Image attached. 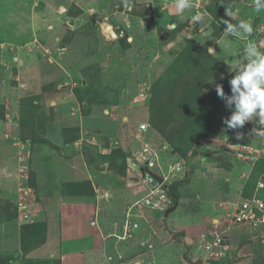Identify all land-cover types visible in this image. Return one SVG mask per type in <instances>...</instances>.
Returning <instances> with one entry per match:
<instances>
[{
  "label": "rangeland",
  "instance_id": "obj_1",
  "mask_svg": "<svg viewBox=\"0 0 264 264\" xmlns=\"http://www.w3.org/2000/svg\"><path fill=\"white\" fill-rule=\"evenodd\" d=\"M203 1L198 10L204 20L195 24L194 0L182 15L176 0H0V124L8 127L1 140L14 147L16 142H57L64 152L72 142L105 145L120 125L119 135L125 134L129 145L136 124L145 122L172 142L197 139L193 154L183 159L187 171L193 170L190 187L203 199L207 180L196 164L200 156L221 167L234 186L244 184L247 166L225 155L223 142H260L264 138L251 130L264 125L255 124L259 117L246 121L236 130L244 138L237 140L223 120L233 110L227 107V96L233 95L229 71L245 59L249 43L264 52V11L257 13L253 0ZM225 19L250 22L252 34L226 35ZM107 24L116 38L111 26L105 30ZM195 52L200 59L187 56L175 65L183 54ZM216 83L223 84L226 97L217 95ZM143 84L150 97L132 103ZM123 117L130 132L121 126ZM115 137V142L122 139ZM13 162L16 176L15 152ZM139 168L136 164L135 172ZM8 203L0 194L5 221L14 220ZM245 231L240 237L241 231L235 233V239L244 240L241 247L231 241L230 264H252L258 239L264 241V230Z\"/></svg>",
  "mask_w": 264,
  "mask_h": 264
},
{
  "label": "crops",
  "instance_id": "obj_2",
  "mask_svg": "<svg viewBox=\"0 0 264 264\" xmlns=\"http://www.w3.org/2000/svg\"><path fill=\"white\" fill-rule=\"evenodd\" d=\"M121 126L125 130L131 128V125ZM116 127L108 145L93 142L96 143L93 146L100 154L99 147L110 149L117 143L115 136H121L119 144L122 142L125 146V167L127 154H137L141 143L158 145L163 142L149 129L145 132L137 130L136 124L134 142L128 145L124 142L125 135H119L123 132L120 125ZM7 128L4 123L3 126L0 124V194L12 203L17 189L13 162L17 148L1 140L4 138L1 137L2 129ZM56 145L60 144L35 142L29 146L27 159L28 184L37 196L40 210L36 221L44 224V240L27 248L31 234L24 233L21 237L20 227L14 220L0 218V264L6 259L9 260L4 264H32L26 260L37 264H130L135 261L141 264H207L203 260L201 238L207 236L210 221L219 217L217 205L239 198L241 182V185L236 183L234 186L235 180L225 176L221 167L209 160L206 162L207 159H199L196 164L204 168L203 176L207 180L206 197L203 199V193L190 187L191 168L186 177V171L177 172L168 177L175 208L168 214L156 210L144 211L142 217L137 218V226L130 237L118 240L113 235L122 234L125 208L145 193L142 184L125 178H136L134 174L143 168L138 165L140 168L137 172L134 170L133 175H119L109 170L106 162L89 165L82 153V145L72 142V146L68 145L64 152ZM178 158L173 150L160 151L159 169L164 171L167 163ZM102 166L104 170L100 171L98 168ZM179 217L186 220L183 222ZM243 231V228L231 231L233 245L238 242L235 233L242 234ZM121 246L123 250L120 251ZM233 261L234 258H231L230 263Z\"/></svg>",
  "mask_w": 264,
  "mask_h": 264
},
{
  "label": "built area",
  "instance_id": "obj_3",
  "mask_svg": "<svg viewBox=\"0 0 264 264\" xmlns=\"http://www.w3.org/2000/svg\"><path fill=\"white\" fill-rule=\"evenodd\" d=\"M203 0H194L196 3V13L199 14ZM145 94V95H144ZM149 93L146 86H140L138 94L134 97L132 103L138 100L148 98ZM148 124L141 122L137 130L145 132ZM225 144V155L236 160L241 165H246V172L242 173L245 180L249 178L250 172L257 162H264V140L260 142H223ZM17 148L16 159L17 166V189L16 197L13 205L16 213V221L18 224L32 223L36 220L40 210L37 196L34 188L28 184L29 166L27 159L29 158V147L27 143L16 142ZM164 149L169 152L172 147L169 143L151 145L146 142L141 143L137 154H127L125 174L133 175L134 166L138 164L143 168L137 174H134L138 183L145 187V193L124 210V219L122 222V234L113 235L118 240H126L130 237L131 232L137 226V218L142 217L146 210H156L165 212L172 204V195L169 191L170 181L168 177H173L177 172H185L188 170L185 166L183 158H178L167 163L165 170L160 168L158 161V153ZM110 149H102L101 153L108 152ZM163 171L164 173L160 172ZM160 177L157 180L150 173ZM245 182V181H244ZM244 185V184H243ZM241 186V190L243 189ZM219 217L211 220L206 235L201 238V247L204 251L203 260L209 261L220 260L228 256L231 250V231L236 228L250 230L259 225H264V170L261 171L257 180L248 195L242 192L236 201L220 203L217 205ZM130 264H141L139 261Z\"/></svg>",
  "mask_w": 264,
  "mask_h": 264
},
{
  "label": "clouds",
  "instance_id": "obj_4",
  "mask_svg": "<svg viewBox=\"0 0 264 264\" xmlns=\"http://www.w3.org/2000/svg\"><path fill=\"white\" fill-rule=\"evenodd\" d=\"M253 2H254L255 11L257 13L264 11V0H253ZM190 7H191V0H176L175 2V9L177 14L179 15H182L184 10ZM227 15L230 16L231 14L227 13ZM203 20H204V16L201 14H197L194 17H192V21L195 24L197 22L200 23ZM223 23L227 25V27L224 28L226 35H232L237 38H242L243 36H250L253 32L251 23L248 21L241 20L238 23L234 24L229 20L225 19L223 20ZM172 27L174 28L175 25H173ZM111 28L115 33L111 37L116 38L118 34L115 32V29L112 26ZM209 52L210 53L215 52V49L213 47H210ZM243 55L245 57V60H247V62L240 65H236L231 71H229V73L234 72V75H231L230 78L228 79V83L230 85L231 92L233 95L227 96V101H228L227 107L232 108L233 110L230 118H225L223 120V124L225 125L226 130L234 131L235 138L237 140L244 138V133L242 131H236V130L242 129L246 121H254L255 117H259L258 120H255V124L264 125V52H261L254 43H249L247 47L244 49ZM223 78L224 76L222 75L221 79ZM215 90L219 97L221 98L226 97L223 84L216 83ZM233 100L235 101L234 106L232 104ZM139 123L137 124V128ZM251 131L255 136L264 138V127L256 126L253 127ZM74 143L77 145H82L83 147V142H74ZM86 143H89L90 145H96V143L93 144V142H86ZM164 143L167 142H161V144ZM117 144L118 142L113 146L111 145L110 150L103 154L109 153L111 149L114 148ZM27 145L28 147L30 146L28 143ZM11 204H13V202ZM14 220L16 224H18L16 221V215ZM26 224H31V223H26ZM18 225H23V224H18ZM262 226L264 225H259L250 230L260 229ZM245 232L246 231H244L243 233ZM242 234L239 235L238 237L242 236ZM232 240L233 238H231V241ZM209 262L207 264H209Z\"/></svg>",
  "mask_w": 264,
  "mask_h": 264
},
{
  "label": "trees",
  "instance_id": "obj_5",
  "mask_svg": "<svg viewBox=\"0 0 264 264\" xmlns=\"http://www.w3.org/2000/svg\"><path fill=\"white\" fill-rule=\"evenodd\" d=\"M79 11L81 12V10H79ZM79 11H77V13ZM73 13H75V11H73ZM68 14H70V11H68ZM196 47H198V46H196ZM199 47H203V46H199ZM180 54H182V53H180ZM187 56L188 57L191 56V59H200L199 54H197L196 52L192 53V54H189V55L183 54L179 58V60H181V61L177 60L175 62V65L179 64L183 60H187ZM182 58H184V59H182ZM188 59H190V58H188ZM162 78H164V75H162L157 80V84ZM139 88H140V85H138V92H139ZM155 89L156 88L153 87V89L151 90L152 94L155 91ZM155 93H157V91ZM153 96H156V95L154 94L151 97L153 98ZM152 98H150V99H152ZM135 105H137V104H135ZM127 123L128 122L125 121L122 124L126 126ZM153 128H155V127L152 126L150 123H148V129L153 131V132H155L156 135L163 142L169 143L170 146L172 147V150L174 151L175 154L178 155V157L183 158V157H186L187 154H189V153L193 154L194 149L196 147V146H194L196 144V142H194V141L197 140V139L192 138L191 142H178V143L177 142H172V139L165 138L160 131H156ZM124 141H125V138H124ZM105 145H108V142L105 143ZM93 147H94L93 145H90V144H87V143H84L83 147H82V151H83L82 153H83V155H84V157H85V159H86V161H87V163L89 165H97V164H101L102 162H106L107 163V168L109 170H112L113 172H115V173H117L119 175H124L125 174V162H124V159H125L126 152H125V146H123L122 142H121V144H119V142H118V144L114 148H112L109 153L104 154V155L97 153L96 149H94ZM207 158H208L207 156H200V159H207ZM263 170H264V162H257L255 164V166H254L249 178L246 179L245 182H244L243 189H242V191H243L242 194L243 195H248L251 192V190H252V188H253L256 180H257V177H258L259 173L261 171H263ZM87 185H88V183H87ZM170 193H172V190H171ZM8 205H9V207L12 210L13 219H15L16 213H15L14 205L11 204L10 202L8 203ZM8 218H10V217H8ZM260 229L264 230V226H262ZM20 231H21V237L24 235V233L25 234L30 233L31 236H32L31 239H29L28 242H27V245H26L27 248H28V246L32 247L33 245L39 244V243H41L44 240V233H45L44 224L40 223L39 221H35L34 223H31V224H23V225H21L20 226ZM260 240H261V238L258 239L259 243L257 244V246H259V249L256 250L257 255H256L255 259L253 258L252 264H264V241L261 242ZM243 242H244V240H240L238 242V247H241V246H239V244H243ZM22 248L26 249L24 247V245H22ZM8 260L9 259L4 260L2 262V264L7 263ZM26 261L27 262H31L32 264H37L34 261H28V260H26ZM230 262H231V257L230 256H225L224 258H222L220 260L210 261L209 264H229ZM21 264H24V263H21ZM27 264H29V263H27Z\"/></svg>",
  "mask_w": 264,
  "mask_h": 264
},
{
  "label": "water",
  "instance_id": "obj_6",
  "mask_svg": "<svg viewBox=\"0 0 264 264\" xmlns=\"http://www.w3.org/2000/svg\"><path fill=\"white\" fill-rule=\"evenodd\" d=\"M227 1H231V0H227ZM111 34H113V32H111ZM247 62V60H245V59H242V61L241 62H239L237 65H240V64H243V63H246ZM231 75H234V72H232V73H230V76ZM100 171H103L104 170V167L102 166V167H100V168H98ZM189 172V171H188ZM188 172H186V175H185V177L188 175ZM191 172V171H190ZM151 173V172H150ZM152 175H153V177L155 178V179H157V180H160V178L158 177V176H156L155 174H153V173H151ZM126 180H133V181H137V178H134L133 176H131V177H128V178H125ZM175 206H176V202H175V199L174 198H172V204H171V206L165 211V214H168V212H170V211H172L174 208H175ZM121 250H123V246H121V248H120V251Z\"/></svg>",
  "mask_w": 264,
  "mask_h": 264
},
{
  "label": "bare ground",
  "instance_id": "obj_7",
  "mask_svg": "<svg viewBox=\"0 0 264 264\" xmlns=\"http://www.w3.org/2000/svg\"><path fill=\"white\" fill-rule=\"evenodd\" d=\"M105 30L110 31V26H105Z\"/></svg>",
  "mask_w": 264,
  "mask_h": 264
}]
</instances>
